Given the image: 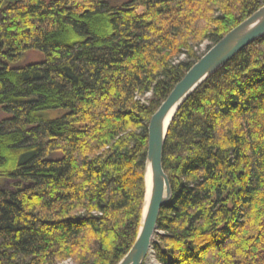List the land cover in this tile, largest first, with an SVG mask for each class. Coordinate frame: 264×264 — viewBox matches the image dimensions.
<instances>
[{
    "label": "trees",
    "instance_id": "trees-1",
    "mask_svg": "<svg viewBox=\"0 0 264 264\" xmlns=\"http://www.w3.org/2000/svg\"><path fill=\"white\" fill-rule=\"evenodd\" d=\"M262 6L0 0V264H117L141 221L150 117L200 45ZM27 53L41 61L21 66ZM162 165L159 264H264V38L182 104Z\"/></svg>",
    "mask_w": 264,
    "mask_h": 264
},
{
    "label": "water",
    "instance_id": "water-1",
    "mask_svg": "<svg viewBox=\"0 0 264 264\" xmlns=\"http://www.w3.org/2000/svg\"><path fill=\"white\" fill-rule=\"evenodd\" d=\"M264 38V6L211 46L184 74L150 117L144 170V200L136 239L117 264H143L157 234L162 207L172 190L162 165L166 135L175 114L189 96L250 44Z\"/></svg>",
    "mask_w": 264,
    "mask_h": 264
},
{
    "label": "rangeland",
    "instance_id": "rangeland-1",
    "mask_svg": "<svg viewBox=\"0 0 264 264\" xmlns=\"http://www.w3.org/2000/svg\"><path fill=\"white\" fill-rule=\"evenodd\" d=\"M129 0H115V3L117 4H121V3H125V2H128ZM209 45V43L205 42L203 43L202 45H200L198 48H197V53L202 56L206 51H207V46ZM185 59V57H180L177 61H183ZM41 61V56L38 55L37 53H27L24 58H22L21 62H20V65L21 66H25V65H28V64H32V63H37ZM151 96L150 95H146L144 96V99H149ZM4 118V115H1L0 116V120ZM54 158H58V155L54 156ZM4 188H7L9 185L8 184H4L3 185ZM159 232H157L158 234ZM156 240V236L154 238V242ZM147 258H145L144 260V263L143 264H159L156 259L154 258V253L152 251V249H150V252L147 254ZM57 264H74L71 260H66V261H62L60 263H57Z\"/></svg>",
    "mask_w": 264,
    "mask_h": 264
},
{
    "label": "bare ground",
    "instance_id": "bare-ground-1",
    "mask_svg": "<svg viewBox=\"0 0 264 264\" xmlns=\"http://www.w3.org/2000/svg\"><path fill=\"white\" fill-rule=\"evenodd\" d=\"M148 256V255H147ZM147 258V257H146ZM144 263V262H143Z\"/></svg>",
    "mask_w": 264,
    "mask_h": 264
}]
</instances>
